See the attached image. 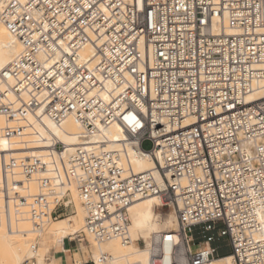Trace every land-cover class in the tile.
I'll return each instance as SVG.
<instances>
[{
	"label": "built area",
	"instance_id": "obj_1",
	"mask_svg": "<svg viewBox=\"0 0 264 264\" xmlns=\"http://www.w3.org/2000/svg\"><path fill=\"white\" fill-rule=\"evenodd\" d=\"M0 18L21 44L1 73L0 117L14 124L0 137L30 114L80 126L72 150L0 151V218L21 203L39 225L68 216L74 183L87 229L128 244L130 207L157 195L178 226L135 241L150 264H210L225 248L234 264H264V0H9ZM112 124L125 136L109 148ZM129 145L155 171L135 172ZM34 176L26 195L19 177Z\"/></svg>",
	"mask_w": 264,
	"mask_h": 264
},
{
	"label": "bare ground",
	"instance_id": "obj_2",
	"mask_svg": "<svg viewBox=\"0 0 264 264\" xmlns=\"http://www.w3.org/2000/svg\"><path fill=\"white\" fill-rule=\"evenodd\" d=\"M8 1L9 0H0V14ZM20 50L21 44L11 34L7 25L0 18V83H2L3 85H5L6 83L2 81L1 73L12 62V60L20 52ZM93 52L94 49L92 45L88 44L84 46L81 51L82 60L90 59L93 55ZM9 98L15 104V106L19 105L20 98H18L15 94H9ZM5 124L13 125L14 119L10 118L9 120H6L5 118L0 117V126H3ZM24 125L26 126L25 131L22 134L12 138L11 140L0 137V151H5L9 154L14 155H17V152H23L24 155L37 153H44L45 155H48V152L52 150L51 145L62 142L68 145L69 149L72 150L74 145L78 143L80 126L71 119L66 121L64 127L61 128L47 117L40 118L35 114H30L27 116ZM103 135L108 142L107 147L109 148L117 147L119 141H122L125 136L123 128L119 124H112L110 127L106 128ZM93 138L97 140L100 138V136L95 135L93 136ZM128 157L135 172H144L150 170L155 171V159L151 157L148 151L143 150L139 145H129ZM19 178L24 183L26 195L37 193L38 185L35 181L36 176H34L33 179L30 180L24 177ZM69 191H71L72 193V199L69 201V203L73 202L75 204L76 212L75 214H71L70 216L68 215L58 218L60 220L56 223H53L52 219L50 218H45L44 221L39 225L38 221L33 220L29 217V209L26 203H21L16 209L13 207L11 216H1L0 264H24L23 257L26 253V250L28 251L27 248H30L28 253L32 249L35 253L34 257L37 259V261L34 264H37V262L38 264L46 263V259L43 255L44 253H42L41 251L40 252L42 254L39 253L38 247L35 248L34 246L36 242H33L31 247H29L26 239V237H28L30 234L36 233L41 235L43 232L45 233V231H48L52 235V239H58L60 237H63V239H65L68 236L69 239L71 238V240L74 241V238H76V236H79L81 238L79 248L83 250H86L87 248V245L84 243V241L86 240L85 237L87 236L93 241V248L91 250V253L93 259H95L98 263H100L101 255L103 253H108L110 256V264H121L122 262H125V264H150L149 250L147 248L140 247L135 241L138 239H145L146 241H148L149 237L153 236L154 233L164 232L168 229L154 231L147 238H145L135 235L131 231L130 225L129 231L132 237L131 243L122 244L118 240L100 242L96 240V237L87 229L85 219L86 210L82 204L81 198L74 183H69ZM146 205H150L157 216V208L159 210L163 208V204L161 203L159 196L151 195L135 201L130 207V214L134 209ZM170 213H172V215L174 216L176 224L178 226L176 213L174 211ZM167 223H172L171 218L168 219ZM176 228L169 229L175 230ZM42 237L43 236L41 235V238ZM93 238L98 243L95 242ZM103 243L108 244L103 245ZM52 257V260L48 264H56L59 259L61 261L63 260L61 256L59 259H57L56 254ZM210 264H234L233 255L231 253H229L228 255H221L214 258L210 262Z\"/></svg>",
	"mask_w": 264,
	"mask_h": 264
},
{
	"label": "rangeland",
	"instance_id": "obj_3",
	"mask_svg": "<svg viewBox=\"0 0 264 264\" xmlns=\"http://www.w3.org/2000/svg\"><path fill=\"white\" fill-rule=\"evenodd\" d=\"M151 145L152 144L149 141H147V142L144 143V147L146 149H149L151 147ZM37 192H38V190H37ZM71 199H72V193L70 191L69 192V200H71ZM172 211H173V209H171L170 207H167V206L163 207L161 210H159L157 208V214H158V218H159V223L161 224V227L159 228V230H164V229L176 228L177 227L175 218L172 215V213H170ZM75 212H76V206H75V204L73 202H71L70 207H69V216L71 214H75ZM169 218H171L172 223H167ZM59 220L60 219H58V220H53L52 219V222L53 223H56ZM78 227H80V226H78ZM5 228H6V224H5ZM43 233L41 235L43 237H46V238H43L42 237L43 238L42 239L41 238V235L34 233V234H30L28 237H26V239H27V244H28L29 247H31V245H32L33 242L38 243L39 253H41V252L44 253L43 255H44V258L46 259L45 260L46 263H43V264H48L52 260V258H53L52 256H54L55 254L57 255V259H59L60 256L63 257L62 251H61V247H62L63 244H68L69 243V238L67 236L65 239H63V237H60L58 239L57 238L56 239H52V235L48 231L47 232L45 231V233L47 235L45 233L44 234ZM148 236H142V237L147 238ZM85 239L86 240L84 241V243L87 245L86 250H83V249L79 248V245H77L76 242L71 241L73 243V245L77 249V250L75 249L74 252H72V253H75L76 254L75 255L76 256L75 257L76 258V261H84V260L90 258V256L92 255V253H91L92 251L91 250L93 248L92 247L93 241L91 239H89L87 236L85 237ZM95 239L93 238V240L95 242H97L96 241L97 239L96 240ZM50 242H52V243H50ZM105 244H108V243H103V245H105ZM139 246L142 247V248H144L143 247V243H140ZM197 246H198L197 244H194V249H196ZM27 249L29 251L30 248H27ZM88 249H89V251H88ZM28 251L26 250V253L24 254V257H23L24 264H27V263L34 264V263H36L37 259L34 257L35 256V253L33 252V249L29 253H28ZM227 252H229V249L228 248L227 249L226 248L225 249H221V251H220L221 254H224V253H227ZM68 253L69 252H64V254H68ZM66 256H65V258H66ZM37 264H38V262H37ZM56 264H62L61 260L59 259V261H57ZM108 264H110V263H108ZM121 264H125V262H122Z\"/></svg>",
	"mask_w": 264,
	"mask_h": 264
},
{
	"label": "clouds",
	"instance_id": "obj_4",
	"mask_svg": "<svg viewBox=\"0 0 264 264\" xmlns=\"http://www.w3.org/2000/svg\"><path fill=\"white\" fill-rule=\"evenodd\" d=\"M131 231L138 236H148L161 227L158 216L150 205L134 209L130 214Z\"/></svg>",
	"mask_w": 264,
	"mask_h": 264
},
{
	"label": "crops",
	"instance_id": "obj_5",
	"mask_svg": "<svg viewBox=\"0 0 264 264\" xmlns=\"http://www.w3.org/2000/svg\"><path fill=\"white\" fill-rule=\"evenodd\" d=\"M75 249H76V247L70 241H69L68 244H63L62 245V247H61V251H62V255H63V257H62L63 260L61 261L62 264H74V261L76 260V258L74 257L75 253H72V252H74ZM64 252H69V253L68 254H64ZM228 254H229V252L224 253L222 255H228ZM65 256H66V258H65Z\"/></svg>",
	"mask_w": 264,
	"mask_h": 264
}]
</instances>
